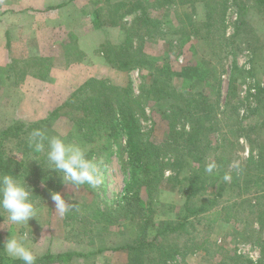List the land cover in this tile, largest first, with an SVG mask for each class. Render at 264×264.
Listing matches in <instances>:
<instances>
[{
    "label": "rangeland",
    "instance_id": "rangeland-1",
    "mask_svg": "<svg viewBox=\"0 0 264 264\" xmlns=\"http://www.w3.org/2000/svg\"><path fill=\"white\" fill-rule=\"evenodd\" d=\"M116 1L0 0V129L17 119L32 123L45 118L88 79L118 86L121 93L138 100L134 124L142 138L152 142H146L150 156L159 152L157 167L164 166L152 171L160 180L141 189L145 200H153L149 206L156 225L149 233L162 229V221L186 214L194 173L202 172L206 180L204 187L195 185L191 203L208 209L191 215L192 223L181 236L164 235L166 248L176 252L167 264H219L226 255L258 261L264 249V185L245 182L247 173L240 171L246 165L257 169L249 160L264 147V3L151 0L149 19L141 25L136 22L141 21L136 20L141 9L116 10ZM130 26L140 54L129 68L121 69L106 55L110 56V47L124 42ZM82 38H87L84 47L89 54L79 46ZM161 87H168L163 96ZM198 111L207 114L210 129L202 136L209 141V150L190 156L184 148L187 141L182 140L180 149L165 154L176 130L187 138ZM120 127V123L117 129L103 127L94 141H86L73 120L66 116L54 120L52 135L86 148L88 157L101 165L104 181L96 188L75 187L65 185L59 175L58 184L55 180L47 186L39 175L40 192L32 197L36 217L15 225L2 213L4 240L26 233L37 256L47 251L85 252L49 264H152L147 257L143 263L115 249L141 236V218H132L131 210L127 217L116 213L110 225L96 218L98 208H117L131 184L128 131ZM29 135L21 142L26 143ZM17 143L9 145L10 156L33 165L34 155L23 154L22 143L21 147ZM197 157L200 162L193 160ZM233 161L239 162V170L231 167ZM213 162L216 168L209 173L206 167ZM226 174L230 181L224 180ZM234 174L239 176L235 184ZM51 190L66 198L72 195L74 207L65 216L54 209ZM207 237L214 247L197 248Z\"/></svg>",
    "mask_w": 264,
    "mask_h": 264
},
{
    "label": "trees",
    "instance_id": "trees-1",
    "mask_svg": "<svg viewBox=\"0 0 264 264\" xmlns=\"http://www.w3.org/2000/svg\"><path fill=\"white\" fill-rule=\"evenodd\" d=\"M186 1L188 0H181L180 2L186 3ZM215 1L217 2V0ZM106 2H109V0H106ZM257 2L264 3V0H257ZM150 3L151 0H119L116 1L113 6L116 7V10L128 9V13L141 9L139 11L140 13L138 18L136 19L141 21L136 22H142L140 23L141 25L143 23L146 25L149 19L147 4L152 5ZM61 5L62 4H59L58 6L60 7ZM100 13L101 10L97 11L98 16H100ZM113 19L115 20V17ZM242 21L243 20L241 19V22L239 23H242ZM116 23L117 22L114 21L113 25H116ZM132 28L134 27L130 26L127 30L125 29L127 31V37L124 42L120 43L116 47L109 48L110 56L107 54L106 58L111 61L115 67L126 69L131 66L133 60H138L140 51H137L138 46L134 44L131 38L132 31L130 30H132ZM75 49L78 50L79 53L81 52L77 46H75ZM126 49L128 51L131 50L134 53H129ZM157 86L158 83L153 86L152 91H155ZM158 90L163 91L161 94L163 96L168 91V87H161L158 88ZM138 103V100L129 93H121L118 86L103 79L91 78L86 80L71 93L62 105L51 111L45 118L32 123L17 119L11 121L7 124V126L0 129V174H13L23 181L29 180L25 183L32 185L30 188L33 190L34 197L36 193L40 192L39 175H42L43 179H45L46 182H43L45 185L52 186L55 180H57V184L60 182L59 179H57L59 173L48 169L46 159L47 149L45 148V151L42 152L43 156L42 153H35L33 149L29 147L27 140L26 143L21 142L22 136L27 133H31L33 129H40L45 132L46 135L52 136L53 131H51V129L53 121L57 118L66 116L68 119L73 120L75 124L77 123L79 132H82L81 136L86 141H94L100 134V130H102L103 127L117 129L120 123V129L123 131L127 129L128 131L125 148L129 151L131 184L128 185L126 193L127 196L120 201L117 208L111 207L104 211L98 208V213L96 214V218L98 220L97 222L109 225L113 224L116 213L120 212V215L123 213L127 217L129 210H131L130 213L132 218L138 217L144 221L141 236L137 237L133 241L128 240L126 245L119 246L120 248L115 249H118L119 251H127L129 255H135L138 259L141 258L143 263L144 258L146 259L147 257L148 262L150 260L152 264H167L169 259L175 257L176 252L173 249L166 248L163 243L164 235L167 236L169 234L172 235L173 233H176L177 236H181V234L188 229L190 223H192L190 216L201 214L208 209V206L201 207L198 205L197 208H195L191 203L195 185L201 184V186L204 187L206 180L202 179V177H204L202 172L198 171L197 173H194L191 178L190 192L188 193L187 200L185 202V206L187 208L186 214L176 221H162L160 223V225L163 226L162 229L156 230L154 234L149 233L150 229H153V226L156 225V222H152L151 220V207L149 206L153 200L152 198H147L145 200L142 196L141 189L146 184L148 185L150 181L155 180V182H158L160 179H158L157 174L154 176L152 171L158 168L161 170L164 166L161 165L160 167H157V165H159V161H157L160 156L159 152L157 153L154 150L151 152L153 156H150L151 154H149L148 151L150 145L146 144V142H149V144L152 142L144 140L138 125L134 124L136 121L134 114ZM179 109L180 108H176L174 112L179 113ZM206 116L207 114L205 112L202 114L199 111L196 112L195 118L190 124L191 129L186 132L187 138H184L183 133L176 130L177 135L173 139V143L171 144L172 147L171 149L166 150L165 154L172 151L175 152L177 149H180L182 140L187 141L184 148L186 146L185 150L188 151V155L193 156L197 154V151L199 150H203L204 153H206V151L209 150V141H204L202 136L205 133V130L210 129L206 126ZM122 118L125 122H122ZM16 141H18L17 144L19 147H21L22 143L23 154L29 155L32 153L34 155L33 165L28 166L29 163L27 161L10 156L9 145ZM193 160L200 162L201 158L197 157ZM249 161L250 163H253L257 169L255 167L252 169L247 165L244 166L240 171V173L244 171L247 173V177L244 178V181L250 182V180H255L258 181L257 184L262 183L264 185L263 145L259 148L258 157L255 158L252 156ZM240 173H238V175ZM238 175H233L235 177L233 184L237 182V178L239 177ZM1 221L2 213H0V223ZM261 226L264 227V224L261 223ZM3 241V234L0 231V264H23L22 261L13 259L3 252ZM175 245L178 246V243L175 242ZM211 245L214 247V245L210 242V238L207 237L200 242L197 248L211 247ZM261 245L264 248V240H262ZM262 251V257L258 261L244 260L239 255H226V261L221 260L219 264H239L240 261L244 264H264V249ZM72 254L81 256L84 255L85 252L78 251L73 253L63 252L54 254L51 251H47L46 253L37 256V264H49L56 259L58 260L59 258L61 259L72 256Z\"/></svg>",
    "mask_w": 264,
    "mask_h": 264
},
{
    "label": "clouds",
    "instance_id": "clouds-1",
    "mask_svg": "<svg viewBox=\"0 0 264 264\" xmlns=\"http://www.w3.org/2000/svg\"><path fill=\"white\" fill-rule=\"evenodd\" d=\"M28 144L35 153H42L47 149L48 169L59 173L65 185L96 188L103 183L101 165L88 157L86 148L67 141L62 135L48 136L40 129H33ZM231 167L239 170V162L233 161ZM215 168V162L209 163L206 171L212 173ZM224 180L230 181L231 175L226 174ZM50 196L54 209L60 216H65L74 207L72 195L66 198L61 191L51 190ZM32 197L33 190L23 180L13 174H0V213H3L5 219L15 225L29 223L30 219L36 217ZM2 249L5 254L23 264H37V254L28 243L26 233L11 234L3 241Z\"/></svg>",
    "mask_w": 264,
    "mask_h": 264
},
{
    "label": "crops",
    "instance_id": "crops-1",
    "mask_svg": "<svg viewBox=\"0 0 264 264\" xmlns=\"http://www.w3.org/2000/svg\"><path fill=\"white\" fill-rule=\"evenodd\" d=\"M86 39H87V38H82V39H80V40H79V46H80V48H81L82 50H84L86 53L89 54L90 49L84 47V46H85V45H84L85 43H87V45H88V42L86 41Z\"/></svg>",
    "mask_w": 264,
    "mask_h": 264
}]
</instances>
